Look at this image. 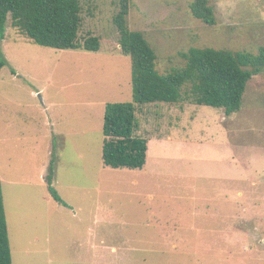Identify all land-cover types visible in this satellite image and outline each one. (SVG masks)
<instances>
[{
	"label": "rangeland",
	"instance_id": "obj_1",
	"mask_svg": "<svg viewBox=\"0 0 264 264\" xmlns=\"http://www.w3.org/2000/svg\"><path fill=\"white\" fill-rule=\"evenodd\" d=\"M191 1L130 0L127 26L159 73L183 67L191 47H264V0H207L214 25ZM117 2L79 0V35L98 36L97 51L40 46L7 20L0 181L12 264H264V71L230 115L186 98L137 106L144 167L105 166V107L133 101Z\"/></svg>",
	"mask_w": 264,
	"mask_h": 264
},
{
	"label": "trees",
	"instance_id": "obj_2",
	"mask_svg": "<svg viewBox=\"0 0 264 264\" xmlns=\"http://www.w3.org/2000/svg\"><path fill=\"white\" fill-rule=\"evenodd\" d=\"M112 22L119 33V47L131 58L132 102L109 103L105 107L101 158L112 168L142 169L146 163L147 138L136 133V107L151 103H177L189 99L197 105L221 108L226 115L240 109L247 83L264 71V47L257 53L212 47H191L182 53L185 65L171 72L156 69L154 49L140 31L130 30L126 17L130 0H118ZM191 14L208 25L215 24L207 0H192ZM10 25L40 46L64 50L97 51L100 38L80 37L79 0H0V42ZM6 60L0 49V67ZM52 164V162H51ZM53 166L47 184L52 197L61 202L53 186ZM0 264H12L7 220L0 181Z\"/></svg>",
	"mask_w": 264,
	"mask_h": 264
}]
</instances>
